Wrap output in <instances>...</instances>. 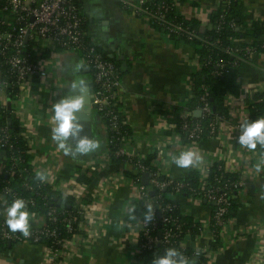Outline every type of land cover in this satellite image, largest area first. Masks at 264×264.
<instances>
[{"label":"crops","instance_id":"0c3cea01","mask_svg":"<svg viewBox=\"0 0 264 264\" xmlns=\"http://www.w3.org/2000/svg\"><path fill=\"white\" fill-rule=\"evenodd\" d=\"M150 0H83L86 28L91 41L103 54L114 59L120 68L125 120L133 132L129 151L139 152L148 160L155 148H164L168 173L177 178L187 177L193 168L223 162L231 172H237L245 187L236 200V210L226 229L225 238L217 240L204 234V228L213 214V206L206 200L192 201L180 195L175 200L184 214L191 216L199 233L189 231L182 246L187 250H205L211 253L200 264H264V150L249 149L239 144L241 125L253 121L249 104L264 95V59L253 55L244 69L235 74L237 87L227 104L229 115L214 139L197 144L176 142L178 132L174 111L188 106L192 93L191 80L201 69V58L195 47L177 43L163 32L152 28L149 17L138 9ZM248 5L246 27L264 22V0H245ZM230 0H176V8L188 20L202 23V30L212 28L210 16L226 11ZM253 40L241 36L233 40L237 46L250 45ZM48 78L36 79L26 88L23 98L27 114L35 122L33 134L37 137L32 150L31 166L34 174L54 185L63 199L73 198L69 193L75 176L89 173L92 183L83 193L88 206L86 222L90 239L67 264H145L140 257L137 232L133 218L137 208L136 189L127 165L122 162H95L106 149V133L99 113H77L83 130L70 137L73 148L85 137L99 141L100 147L87 154L66 155L52 138L55 126L53 105L72 95L71 82L83 79L92 82V70L79 54L50 53ZM79 91L76 95H80ZM0 110V125L2 121ZM196 113V112H195ZM195 113H193L195 115ZM11 120H16L12 117ZM32 133L31 135L34 136ZM171 138L169 144L165 141ZM183 140V136H182ZM184 141V140H183ZM167 143V142H166ZM133 146V147H132ZM165 146V147H164ZM194 151L199 161L187 168L177 167L174 158L185 151ZM8 160L0 148V164ZM259 165V169L257 168ZM84 184V183H82ZM53 186V187H54ZM10 206L0 200V219L6 218ZM44 215L33 214L31 226L44 223ZM48 251L44 246L16 245L0 249V264H47ZM199 264V263H195Z\"/></svg>","mask_w":264,"mask_h":264},{"label":"built area","instance_id":"2783aa9c","mask_svg":"<svg viewBox=\"0 0 264 264\" xmlns=\"http://www.w3.org/2000/svg\"><path fill=\"white\" fill-rule=\"evenodd\" d=\"M149 2H153V0ZM82 3L83 0H0V110L1 112H10L12 117L17 119L21 128V132L13 133L9 127L0 126V148L10 145V149H12L11 141L18 137L24 140L27 147L24 153L25 157L12 153L13 155L6 163L0 164V174L6 172L9 175V180L0 191V200L8 203V200L14 201L22 198L20 193L14 192L11 188V183L19 173L23 179L22 187L27 191H34L35 189L34 185L30 183L29 176H25L29 173L28 169L20 168L24 164L31 165L33 145L37 141V137L33 134L36 121H33L27 114L23 98L28 85L36 79L50 76L48 58H45L44 54L56 52L79 54L82 61L92 70L94 86L91 97L93 104L97 106L101 126L106 133V149L98 155L95 162L100 164L99 161L113 162L119 160L118 163H125L127 171L135 175L132 184L136 189V203L143 207L133 218L140 254L143 251L157 250L161 245L164 247L163 252L165 253L167 249L175 248L178 244L175 239L178 237L177 232L183 228V224L167 215L168 212L177 208V204L173 202L166 205L162 210V220H159L157 218L158 211L150 195L151 191H155L160 193V197H163V193L169 187H172L174 191L172 194L174 201H176L175 198L183 195L184 191H190L192 201L206 200L212 204L213 214L204 228V234L217 240L225 238L228 225L227 216L237 198L235 195L239 196L243 191L245 181L241 177L233 181L229 175L237 172H231L223 162H217L216 164H206L200 168H193L200 175V181L194 187L189 181H178L177 177L168 173L166 157L162 153L164 148H155V158L150 165L144 162L145 158L135 149L133 151L128 150V147L133 143V138L127 135L128 123L127 121H120L118 114L114 111V108L123 102L118 70L115 63L107 59L110 57L100 52L97 44L90 40L85 29L86 17ZM175 6L176 0H173L172 7ZM138 11L144 12L151 23L157 22L166 25L167 30L173 34L186 35L190 41L197 38L194 32L189 31V28L167 20L166 12L169 11L167 6H160L156 13H151L144 8H139ZM231 27L237 28L235 23H232ZM212 28L221 31L222 23L214 25ZM237 30L243 31V28L240 27ZM225 52L240 59L243 55L248 57L260 55L264 59V52L257 53L250 45H232L227 47ZM219 65L225 67L222 61ZM204 89L206 90V88ZM208 96L206 90L201 98L202 106L197 110L200 111L201 117L211 112L212 107L208 101ZM193 99L194 97H189V103ZM230 100L231 96L228 97V104H230ZM179 114L184 120L181 129L187 133L190 143L197 144L203 141L201 123H196L192 127L190 120L193 111L190 110L189 105L183 107ZM226 120V117L221 116L216 117L211 122L212 135L218 134L220 126ZM171 129L178 132L176 140L178 145L184 143L183 134L179 131L178 125H173ZM117 142L120 143V147L112 152V148ZM170 142L171 138H168L165 144ZM27 157L30 158L27 159ZM216 166L220 175L214 179L212 176ZM82 174L90 177L87 172L83 171ZM144 174H149L148 185L142 182ZM76 177L72 178L74 179L73 189L69 193L73 196L76 209L73 213H69L61 219V215H64L63 212L52 207L44 216V223L40 226L30 227L27 236L21 232H11L5 223L6 218L0 219V242L44 246L48 251L47 264H67L74 256L73 253H76V250L79 251L90 239L89 236H85L88 234L87 222L80 225V230L83 231L84 236H75L66 243L63 240H57L56 247H48L46 241L51 237L58 236L56 229L53 228L54 225L64 223L68 232L72 233L76 214L85 218L87 216L89 209L83 202V193L75 195L74 191L75 189L84 190L86 186L80 183ZM38 181V186L47 185L43 178L38 177ZM53 186H51L52 190L58 192ZM24 200L29 210L37 206V202L33 198ZM30 212L32 213L31 210ZM148 217L151 219L149 220ZM161 224L164 226L162 240L156 235ZM178 248L182 252L186 250L182 243L179 244ZM210 254L205 250L196 249L192 256L184 253H181V256L188 261V264L193 262L200 264L202 258L208 257Z\"/></svg>","mask_w":264,"mask_h":264},{"label":"trees","instance_id":"16d2710c","mask_svg":"<svg viewBox=\"0 0 264 264\" xmlns=\"http://www.w3.org/2000/svg\"><path fill=\"white\" fill-rule=\"evenodd\" d=\"M173 0H153V2H148L145 4V9L150 11L151 13H156L160 6H167L169 7V11L166 12V18L169 21L174 23L182 24L185 28H189V31H192L196 34L197 38L193 40H189L186 35H177L171 33L167 30L166 25H161L157 22L152 23V28L158 31L163 32L164 34L168 35L171 39L176 41L177 43H186L195 47L197 49L198 54L201 58V69L200 71L195 74L191 80L192 83V93L194 95V99L189 104L190 110L195 113L199 108L202 106L201 98L206 93V90L209 94L208 101L212 107L211 112L206 116L202 117H191L192 127L196 123H201L203 132L201 134V138L203 141L214 139L217 134L212 135L210 124L216 117H226L228 118L229 109L227 107L228 104V97L233 93L236 89L237 84L235 80V74L239 70L244 69V64L247 62L250 57L243 55L241 56L242 59L239 57H235L229 55L225 52L226 48L229 46L234 45L233 40L236 38H240L241 36H248L250 37L253 42L250 44L253 49L257 53L264 52V22L256 23L252 27H246V18L248 13V5L245 0H230V4L228 9L224 12L216 11L211 14L210 16V23L212 27L219 23H222V30L216 31L215 29L211 28L209 30H202V23L197 20H188L175 7H172ZM235 23L237 28H243V31L237 30V28L231 27V24ZM85 29L86 24H85ZM50 53H45L44 57L48 58ZM108 60L115 63L119 78H120V68L118 63L114 59H110L107 57ZM225 64V67H221L219 65L220 62ZM93 76V75H92ZM206 88V90L204 89ZM249 108L251 110V118L253 121L264 118V95L256 97L250 104ZM182 108H177L174 111L173 117L174 122L179 127V131L183 134L184 142H190L188 135L186 132H183L181 127L184 125V120L180 117V111ZM115 113L118 114L120 121H126L124 117V113L122 111L121 105L118 104L117 107L114 108ZM2 121L0 126H7L13 133L21 132L20 124L16 120H11V113L8 111H4L2 113ZM128 137H133L132 129L127 126ZM11 145L13 146L10 149V145L7 147L1 148L3 151L6 152L8 159L13 155H23L25 157V151L27 150L26 143L22 138H13L11 141ZM120 147V143L117 142L115 147L112 148V152L117 150ZM258 148H262L264 150V146H258ZM13 153V154H12ZM30 157H27L29 159ZM155 158V154L150 156L148 160L144 162L147 165L151 164V161ZM118 162L119 160H115ZM21 169H28L29 173L25 174V176H29L30 183L34 185V191H27L22 187L23 179L20 177V174H17L14 181L11 183V188L14 192L20 193L23 199L33 198L37 202V206L34 208H30L33 214L37 215H47V213L51 210L52 207L58 208L59 211L63 212L64 215H61V219L65 217L69 213H73L75 209L74 200L72 198L63 199L61 195L57 192L53 191L52 188L47 185L38 186V177L34 174L33 168L31 165H22ZM220 175V171L218 167H214V174L212 178H216ZM129 177H135L132 172H128ZM232 177L233 181L239 179V175L233 174L229 175V178ZM235 177V178H234ZM9 180V175L5 172L0 174V191L6 185L7 181ZM92 178H89L85 174L80 173L78 181L84 184H91ZM178 181H189L192 183L194 187L200 181V175L191 170V172L187 175V177L178 178ZM174 193L172 187H169L163 194V197H160V193H156V198L159 204V212L162 214V210L166 205L170 203H176L177 208L173 211L167 213L168 216L177 219L181 224H183V228L177 232L178 237L175 239L178 244H176L175 248L178 252L184 253L186 255L192 256L193 250H185L182 252L178 247L179 244L182 243L186 234L191 231L192 233L196 234L200 232V228L198 227V223L194 221V219L186 215L181 210V205L177 203V201L173 200L172 194ZM184 196L191 198L192 193L190 191H184ZM237 198V194L235 195ZM234 200L233 206L231 208V212L227 216V221L229 223V219L232 216V211L236 210V200ZM13 201L8 200V204L10 205ZM143 207L140 204H137L136 211L134 212L135 216L138 214V211L141 210ZM163 215V214H162ZM158 218V217H157ZM160 220V219H159ZM162 220V219H161ZM86 222V218L84 216L77 215L75 216L74 221V231L69 233L67 230V226L64 223H58L53 226L56 229L58 236L51 237L48 241H46V245L48 247H56L57 240H63L64 243L69 242L75 236H84L83 231L80 230V225ZM164 226L161 224L159 226V230L156 235L159 237V232L162 231V238L164 233ZM161 238V240H162ZM0 249L6 250L9 248V243L11 242H0ZM12 247L16 245H20L18 243L12 242ZM164 247L161 245L154 251H143L140 255L141 259L145 264H154V261L159 258L160 256L164 255L163 252ZM204 260V259H202ZM201 260V261H202ZM192 264H195L193 262Z\"/></svg>","mask_w":264,"mask_h":264},{"label":"clouds","instance_id":"9594fccd","mask_svg":"<svg viewBox=\"0 0 264 264\" xmlns=\"http://www.w3.org/2000/svg\"><path fill=\"white\" fill-rule=\"evenodd\" d=\"M89 85L83 79L71 82L72 95L61 98L53 105L55 126L52 129V138L57 142L58 147L63 149L66 155L87 154L100 147L99 141L85 137L79 139L75 148L70 143V137L79 138L83 125L79 123L77 113H80L87 102ZM79 91L80 95H76ZM239 144L255 150L258 145L264 146V118L255 121L245 122L241 125ZM200 157L194 151L182 152L174 158L177 167L187 168L199 161ZM259 169V165H257ZM6 221L11 232H21L25 236L29 234L32 213L23 198L15 199L5 210ZM150 220L151 217H148ZM154 264H188V261L181 256L175 248H169L165 254L154 261Z\"/></svg>","mask_w":264,"mask_h":264},{"label":"water","instance_id":"95a60500","mask_svg":"<svg viewBox=\"0 0 264 264\" xmlns=\"http://www.w3.org/2000/svg\"><path fill=\"white\" fill-rule=\"evenodd\" d=\"M89 85V92L87 93V102H86V104H85V107H84V109H83V111L85 112H88V113H90L91 112V109H95V110H97V106H95L94 104H93V99H92V97H91V95H92V88H93V83L91 82L90 84H88ZM195 117H197V118H199V117H201V113H200V111H196V113H195ZM142 182L145 184V185H148L149 184V174H144L143 175V178H142ZM150 195H151V197L153 198V202L155 203V207H156V209L157 210H159V204H158V200H157V198H156V192L155 191H151L150 192ZM158 219H162V214H161V212H159L158 211ZM159 237H160V239L162 238V231H160L159 232ZM0 245H1V243H0ZM12 246V244L11 243H9V247H11Z\"/></svg>","mask_w":264,"mask_h":264}]
</instances>
